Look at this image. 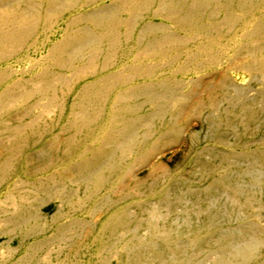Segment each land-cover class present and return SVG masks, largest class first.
<instances>
[{
    "label": "rangeland",
    "instance_id": "374dc122",
    "mask_svg": "<svg viewBox=\"0 0 264 264\" xmlns=\"http://www.w3.org/2000/svg\"><path fill=\"white\" fill-rule=\"evenodd\" d=\"M262 64L264 0H0V264H115L125 238L151 256L144 237L169 225L189 257L213 241L232 254L236 238L255 241L239 264H263ZM125 100L145 138L126 158L133 130L115 116ZM71 107L82 117L73 128ZM118 154L116 180L106 172ZM100 173L97 195L73 206ZM204 208L211 228L192 235ZM119 209L138 216L127 231L106 226ZM154 245L162 254L172 246Z\"/></svg>",
    "mask_w": 264,
    "mask_h": 264
},
{
    "label": "bare ground",
    "instance_id": "6f19581e",
    "mask_svg": "<svg viewBox=\"0 0 264 264\" xmlns=\"http://www.w3.org/2000/svg\"><path fill=\"white\" fill-rule=\"evenodd\" d=\"M2 21L7 22V23H13L15 21V19L10 18V17H3ZM26 29V28H25ZM25 29L23 31H25ZM106 33V32H105ZM104 33V35H105ZM107 33L109 35H105L104 37H106L107 39H111V35L110 33L107 31ZM94 51V50H93ZM93 57V60H97L96 58H98V55L96 52H92L90 54ZM262 67H264V64H262ZM49 87L46 89H40L37 90V94H41V93H45L48 92ZM68 91V90H67ZM86 99V97L81 94L79 96L76 97V100L74 101V107L75 106H81L84 100ZM130 105V104H129ZM128 105L127 101L125 100L124 102H120L118 104V107L116 105L115 107V116L124 121V126L128 129L133 130L131 132V134H123L121 131L120 132H112V134L114 135H124V139H131L130 143L131 144H127L125 145V147H120V149H123V151H125V154L123 152V155H125V158L130 155L129 153L132 152H139V151H143L142 148H144V146H140V144L143 142V140L145 138L141 137L142 141L138 139V135L136 133H134L135 131V125L137 123V120L139 119V116H135V113L131 110V107ZM74 107H71V111L68 114V117L71 118V123H72V128L75 127V124L78 120H82V117L80 116V113H78L76 110H74ZM50 107H48L49 109ZM134 108V105H133ZM132 108V109H133ZM86 110H89L88 108H86ZM88 113V117H91L93 119L97 118V112L98 109L94 106L91 108V111H87ZM158 116V115H157ZM165 117V116H163ZM80 118V119H79ZM122 121V122H123ZM141 124V123H139ZM143 124V123H142ZM138 127V126H137ZM124 129L128 130V129ZM147 130V129H146ZM167 130H163V133H166ZM134 133V134H133ZM144 133V132H143ZM154 133V132H153ZM142 134V133H141ZM152 134V133H151ZM144 135V134H143ZM142 136V135H141ZM148 136V134H147ZM162 136V135H161ZM117 136H115L116 138ZM145 137V136H144ZM136 139H138L137 144L135 143ZM147 139V138H146ZM134 140V141H132ZM141 141V142H140ZM125 143V142H124ZM119 147V146H118ZM152 148V147H151ZM147 149V148H146ZM103 147L101 148L100 153H96L97 155V160L102 159L103 157V153H102ZM120 152V151H119ZM120 153V154H121ZM123 155H117L118 159L120 161L110 164L107 167V171L106 173H108V175L113 174V177H115V179L117 180L120 176L121 173V163H123L124 160V156ZM86 168L91 169L94 167V163L89 162L87 164H85ZM263 168V167H262ZM264 169V168H263ZM157 172L160 174L159 176H164V172H163V168L160 167ZM250 172V173H249ZM248 173L251 174L253 172H251V170ZM107 175V176H108ZM102 174H98L94 180H93V190L88 193V196L85 198H82L81 195L78 196L74 201H73V206H79L82 208H85L87 202L89 200H91L92 198L95 197V195H97L98 191L102 188V186H104L105 184V180L102 179ZM259 174L256 175V179H258ZM254 179V180H256ZM234 186L232 187V199H235V196L238 194L237 192H239L240 186L238 185V183L236 181L233 182ZM133 190V193L135 192V189L131 188ZM264 189V188H263ZM248 200L249 202H256V195L254 192H250L248 193ZM128 197V194L123 193L122 195H120V197L117 199V201L115 203L121 202L123 199H126ZM178 201H185V203L187 202L186 198L184 195H177L176 198ZM232 202H235V200ZM107 208L110 207L109 204H106ZM264 206V205H263ZM111 213V221L106 225L110 228H112V231H127L131 222L134 219H137L138 216H134V217H130L125 213V210H115V211H110ZM152 216H155V213L153 211H151ZM202 215V225H199L200 223L198 222V216ZM192 222L194 223V227L195 229L193 231H191V233H193L192 235H194L196 231L200 232V231H208L211 228V223H212V219L210 218L209 212L207 208H204L202 210H200L195 218H192ZM173 223V221L171 222ZM170 223V224H171ZM105 224L104 225H100L98 228V239L102 240V242H106L108 237L111 233H109L107 236L105 235L106 233V228ZM171 225H169V229H160L157 226H152L150 227V231L149 234L144 237L145 240V248H150L153 252L150 255H146L143 249H139L136 248L135 246H133V242L132 239L130 238H125L121 245L123 248V255H120L119 259L117 260V262L115 264H239L240 262V256H243V260L248 261L251 259V255L247 252V250L245 251V253L243 254V252H241L240 248H242V246L246 247V246H250L252 244L255 243L254 240H242V239H236V238H232L228 245L230 247L231 250H233V253L230 254L229 251H227L224 247L219 246V242L220 241H213L210 242L209 247H213L210 249L207 248H200L196 253H194L192 256H188V249H189V245H175V236L176 233H174V231L171 232ZM36 228L33 227V230H35ZM132 238V237H131ZM158 239H162L164 241H167L169 244H171V249L169 250V252H167L166 254H162L159 251L155 250V241ZM218 250L219 252L221 251L220 255L216 258H210V251L211 250ZM77 250V249H76ZM73 253V252H72ZM78 254V253H77ZM72 255V254H71ZM104 264H112L111 263V259L109 258H105L104 257ZM264 264V263H263Z\"/></svg>",
    "mask_w": 264,
    "mask_h": 264
}]
</instances>
